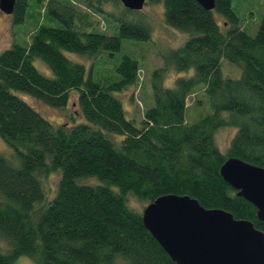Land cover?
Here are the masks:
<instances>
[{
	"label": "trees",
	"instance_id": "1",
	"mask_svg": "<svg viewBox=\"0 0 264 264\" xmlns=\"http://www.w3.org/2000/svg\"><path fill=\"white\" fill-rule=\"evenodd\" d=\"M28 1L17 0L14 25L26 21ZM83 3L85 10L69 0H47L31 43H15L0 55V137L12 150L11 156L0 153V264L23 257L35 264H175L129 197L148 206L166 195L189 196L264 233L257 209L220 174L232 157L264 168V15L251 37L233 0H216L214 12L194 0H148L163 4L166 25L187 39L161 52L150 106L136 121L115 94L139 85L140 57L124 56L116 66L119 80L103 85L66 53L100 63L104 55L114 58L123 40L150 44L153 27L143 11L127 10L120 0ZM92 14L105 17L118 36L99 32ZM223 59L241 68L239 79L223 76ZM190 70L194 75L165 87L170 72ZM198 86L205 88L211 114L190 125L188 98ZM75 90L87 123L72 126H54L15 94L66 109ZM225 127L237 130L227 156L215 139ZM53 173L60 180L47 200L44 181Z\"/></svg>",
	"mask_w": 264,
	"mask_h": 264
},
{
	"label": "rangeland",
	"instance_id": "2",
	"mask_svg": "<svg viewBox=\"0 0 264 264\" xmlns=\"http://www.w3.org/2000/svg\"><path fill=\"white\" fill-rule=\"evenodd\" d=\"M46 1L47 0H29L27 19L23 24L17 26L13 24L12 16L5 15L0 11V55L15 43L25 47L31 43L32 35L39 27V25H37L38 13L42 12V6ZM69 1H72L80 9L85 10L83 0ZM110 6L111 5L107 6L106 9L112 10ZM233 9L239 17L242 29H245L249 36L255 37L264 15V0H233ZM142 14L151 27H153L152 41L150 44L134 40H123L122 48L116 53L115 57L110 58L108 55H104L100 63L92 62L90 59L81 55L66 53V56L70 60L82 64L87 68L88 76L92 74L93 79L103 85H106L107 82L110 83L119 80V76L116 73V66L121 63L124 56L128 55L135 60L140 57L141 70L139 72V85L128 88L122 93L115 94V96L122 101L127 118H134L136 121H140L143 118L145 109L150 106L151 98H148V96L152 95L150 80L154 70L163 67L164 62L160 56L161 52H166L168 49H176L182 46L187 39V36L185 39L182 33L166 25L163 4L149 3L145 6ZM216 18L222 28H227L221 16L216 15ZM91 21L99 32L109 36H118V29H111L113 24L106 21L105 17L99 14H92ZM56 26H59V24ZM130 52L133 55H131ZM35 66L45 76L53 77L52 71L41 60H35ZM221 70L223 76L229 79H239L242 75L241 68L226 59L221 61ZM192 75H194L193 70L183 73L172 71L166 78L165 87L174 88L178 78H188ZM15 94L54 126H72L74 124L79 125L87 123L79 110L80 107L77 102L78 91L76 90L71 91L69 105L66 109L54 108L26 93L15 92ZM187 105L186 118L187 123L190 125L196 123L200 118L211 114V108L204 86L195 88V91L188 98ZM236 133V128L232 127L221 128L216 132V143L221 153L225 156L228 155V150ZM11 152V148H9L0 137V153L11 156ZM59 180L60 175L58 173H53L44 181V187L48 196L47 200H51L54 197ZM93 181L94 180H87V182ZM129 205L132 209L141 213L146 203L134 197H129ZM0 246L4 245L1 244ZM17 264H35V262L30 258L23 257L19 259Z\"/></svg>",
	"mask_w": 264,
	"mask_h": 264
},
{
	"label": "water",
	"instance_id": "3",
	"mask_svg": "<svg viewBox=\"0 0 264 264\" xmlns=\"http://www.w3.org/2000/svg\"><path fill=\"white\" fill-rule=\"evenodd\" d=\"M214 12L216 0H194ZM125 9L143 11L148 0H120ZM17 0H0V11L14 14ZM220 174L257 209L264 222V168L228 158ZM143 223L175 264H264V233L253 222L221 209H206L189 196L166 195L146 206Z\"/></svg>",
	"mask_w": 264,
	"mask_h": 264
}]
</instances>
